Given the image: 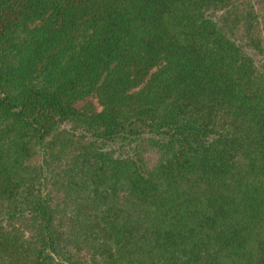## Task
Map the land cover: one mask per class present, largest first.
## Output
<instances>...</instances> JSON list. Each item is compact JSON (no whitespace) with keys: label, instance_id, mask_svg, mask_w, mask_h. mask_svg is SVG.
I'll return each instance as SVG.
<instances>
[{"label":"trees","instance_id":"trees-1","mask_svg":"<svg viewBox=\"0 0 264 264\" xmlns=\"http://www.w3.org/2000/svg\"><path fill=\"white\" fill-rule=\"evenodd\" d=\"M0 264H264V0H0Z\"/></svg>","mask_w":264,"mask_h":264},{"label":"rangeland","instance_id":"rangeland-1","mask_svg":"<svg viewBox=\"0 0 264 264\" xmlns=\"http://www.w3.org/2000/svg\"><path fill=\"white\" fill-rule=\"evenodd\" d=\"M86 100H90V98H86ZM85 102V100H83V101H78L77 103H76V106H81L83 103Z\"/></svg>","mask_w":264,"mask_h":264}]
</instances>
